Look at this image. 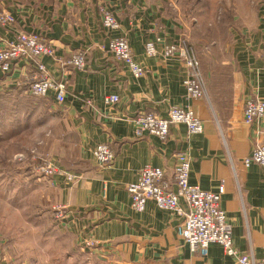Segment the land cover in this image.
<instances>
[{"label":"crops","instance_id":"1","mask_svg":"<svg viewBox=\"0 0 264 264\" xmlns=\"http://www.w3.org/2000/svg\"><path fill=\"white\" fill-rule=\"evenodd\" d=\"M100 6L114 15L118 31L102 28ZM171 6L170 0H38L20 4L0 0V12L6 10L15 18L12 25L0 26V47L22 31L40 35L54 50V57H43L41 63L53 80L67 82L61 106L51 96L42 98L47 111L60 112L61 133L68 135L64 149L73 152L69 155L73 164L66 165L75 167L62 169L76 177L73 184L60 176L49 180L56 193L54 203L69 210L68 219L54 226L58 234L68 237L63 243L58 239L61 254L57 262L237 264L217 244L209 245L206 256L192 252L176 233L182 215L159 210L152 201L142 213L130 209L126 188L146 165L160 168L174 189L178 153L189 158L190 185L212 193L223 187L220 207L238 254L264 262V169L244 164L253 148L264 143V135H260L264 118L249 125L243 121L246 100L264 99V31L234 43L226 62L234 71L232 80L218 79L215 84L194 52L205 96L187 99L183 87L186 68L179 60L161 55L163 46L185 42L187 34ZM119 36L126 38L135 61L144 67L143 77L134 78L107 52L109 41ZM148 41H156L155 57L145 55ZM77 51L86 55L84 70L61 65ZM36 76L34 67L22 64L6 75L0 72V92L25 99V87L16 84L29 83ZM106 95H116L118 102L104 105ZM174 107L190 109L201 121L202 133L190 135L178 124L170 127L164 142L148 134L134 136L131 119L138 113L165 118ZM98 145H109L114 153L106 167L93 157ZM89 241L95 245L92 253L86 246Z\"/></svg>","mask_w":264,"mask_h":264},{"label":"built area","instance_id":"2","mask_svg":"<svg viewBox=\"0 0 264 264\" xmlns=\"http://www.w3.org/2000/svg\"><path fill=\"white\" fill-rule=\"evenodd\" d=\"M100 24L108 32L119 30L116 18L104 6L99 7ZM15 23L14 16L3 10L0 12V26H8ZM158 42V40H156ZM155 41V42H156ZM154 41L144 44L145 55L155 57L158 55ZM107 52L114 59L128 68L131 75L138 79L144 76V67L135 61L133 49L123 36L109 41ZM163 58H175L183 63L187 75L183 81V87L187 99L199 100L205 96L203 79L200 71V63L194 52L187 47L185 42L165 45L162 48ZM54 57V50L40 35L36 33L19 32L14 41L0 47V72L8 74L19 64L29 65L35 68L37 76L29 83L19 82L18 87H25L26 93L33 98H47L51 96L57 105H62L66 97V81H55L47 73L41 63L43 57ZM264 58V50H263ZM62 66H70L77 71L86 67V55L83 52H73L62 61ZM118 102L116 95L103 97V104L112 106ZM86 105H91L89 101ZM264 118V99L251 98L246 100L243 110V121L252 124ZM134 127V136L141 138L148 134L155 136L164 142L173 125H184L190 135L201 134L203 125L195 117L194 113L186 108L174 107L169 109L167 116L162 118L150 112L138 113L131 119ZM264 135V129L260 132ZM95 161L101 167L112 163L114 153L109 145H98L93 151ZM245 166L256 164L264 169V143L257 144L250 154L244 159ZM190 161L184 153L175 155L173 167V181L171 184L165 180L164 172L157 167L146 165L139 171L137 180L127 186L126 191L130 199V209L136 213H142L146 203L152 201L157 209L168 211L183 216L182 224L177 228V236L189 249L201 256H206L208 247L217 244L221 247L224 255L235 259L237 264H264L257 262L252 257L239 255L236 251L231 227L227 223L225 212L220 207L223 187L216 193L206 192L188 182ZM43 178L55 176L63 177L64 180L73 184L76 177L50 161H43L37 170ZM184 204V206L181 205ZM185 207V208H184ZM69 216V210L60 204L53 206V219L55 223L63 224ZM89 253L95 248L93 242L86 243ZM0 264H8L6 257L0 254Z\"/></svg>","mask_w":264,"mask_h":264},{"label":"rangeland","instance_id":"3","mask_svg":"<svg viewBox=\"0 0 264 264\" xmlns=\"http://www.w3.org/2000/svg\"><path fill=\"white\" fill-rule=\"evenodd\" d=\"M170 2L187 28V47L201 59L214 83L232 80L234 71L226 66L227 59L237 39L243 42L264 31V0ZM23 97L0 92V254L8 264H67L55 261L61 254L59 240L68 238L54 227L56 193L50 178L37 170L43 161L72 170L75 167L66 164H73L69 160L73 152L64 149L68 135L61 133L60 112H48L41 98L31 97L33 106Z\"/></svg>","mask_w":264,"mask_h":264},{"label":"trees","instance_id":"4","mask_svg":"<svg viewBox=\"0 0 264 264\" xmlns=\"http://www.w3.org/2000/svg\"><path fill=\"white\" fill-rule=\"evenodd\" d=\"M109 11V10H108ZM110 12V11H109ZM111 13V12H110ZM112 14V13H111ZM113 15V14H112ZM114 16V15H113ZM120 37V36H119ZM26 99H28L29 100V102H34L35 100L34 99H31L30 97L28 98H26ZM36 99H38V98H36ZM41 101L43 100L42 98L40 99Z\"/></svg>","mask_w":264,"mask_h":264}]
</instances>
